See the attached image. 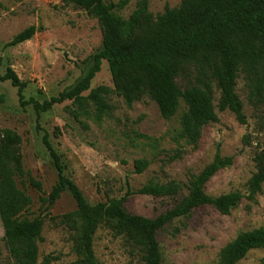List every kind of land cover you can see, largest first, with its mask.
Returning <instances> with one entry per match:
<instances>
[{
    "label": "rangeland",
    "instance_id": "1",
    "mask_svg": "<svg viewBox=\"0 0 264 264\" xmlns=\"http://www.w3.org/2000/svg\"><path fill=\"white\" fill-rule=\"evenodd\" d=\"M122 0H107L119 3ZM142 0H130L115 13L129 19ZM184 0H148L155 16L167 8H179ZM35 26L36 35L16 47H8L17 35ZM103 47V31L98 20L85 11L65 6L61 0H0V129H10L22 138V163L25 175L16 177L18 188L32 198L33 204L21 219H42L43 241L39 244V264L46 257L51 264H80L73 251V232L62 223L64 216L78 213L69 192L51 199L59 182L54 159L44 144V136L61 157L65 176L74 181L92 205L121 199L128 190L138 191L150 182L168 184L176 181L182 191L171 197L133 195L126 210L138 216L156 219L180 204L188 196L187 184L210 165L220 146L223 157H234V164L217 173L205 187L211 197L232 192L248 194V183L256 173L254 158L264 146V104L249 101L245 75L240 74L237 93L247 116L241 125L231 112H218L219 121L205 127L197 146L179 140L181 112L171 120L162 117L150 97L128 106L115 91L109 65L92 82V90L104 87L107 109L98 118L97 105L85 100V110L72 101L56 105L37 115L33 105L22 107L18 89L2 77L12 69L27 84L25 101L44 103L74 88L93 66L92 57ZM189 80L180 77L185 89ZM220 93L216 90L215 106ZM149 167L136 173V162ZM41 184V190L32 180ZM264 228V186L256 202L244 199L230 215H222L213 206L194 210L158 234L163 264H219L222 250L240 234ZM98 264H144L137 249L124 237L115 236L101 226L94 237ZM264 249L251 251L238 264H262ZM0 264H15L4 241L0 219Z\"/></svg>",
    "mask_w": 264,
    "mask_h": 264
},
{
    "label": "trees",
    "instance_id": "2",
    "mask_svg": "<svg viewBox=\"0 0 264 264\" xmlns=\"http://www.w3.org/2000/svg\"><path fill=\"white\" fill-rule=\"evenodd\" d=\"M61 1L98 20L103 31V47L92 57L93 66L83 80L44 103L34 99L25 101L27 84L12 69L7 71L2 80L10 81L18 89L21 106L33 105L37 115L67 101L85 110V100H91L97 105L101 119L107 109L103 94L108 89L92 90L87 98L83 94L91 89L104 61L109 65L115 91L128 106L148 96L156 102L162 117L171 120L180 114L184 103L186 110L180 115L177 137L188 145H198L205 127L219 121L218 112H231L241 125H247L244 104L237 93L240 74L246 77L250 103L264 104V0H184L179 8H167L157 17L150 12L148 0H142L129 19H123L115 11L125 9L130 0L109 4L107 0ZM37 31L32 26L7 46L16 47L31 40ZM180 77L190 81L185 89L178 84ZM216 90L220 93L217 107ZM44 144L59 173L51 199L69 192L78 207V213L64 216L62 223L73 232V251L80 264H98L94 237L101 226L117 237H124L139 251L144 264H163L158 234L166 226L189 218L202 206H213L222 215H230L244 199L256 202L263 191L264 146L254 158L257 171L248 183L247 195L232 192L211 197L205 192L206 185L217 173L234 164V157H223L219 146L213 162L189 180L188 196L166 214L149 219L126 210L130 197L176 196L182 191L180 183L150 182L136 192L128 190L121 199L92 206L77 184L65 176L61 157L47 135ZM21 146L18 133L0 129V219L4 241L15 264H39L44 221L21 219L33 204L15 179L25 175ZM148 167L147 161H137L136 173H143ZM31 180L41 190V184ZM260 249H264V228L240 234L222 250L219 264H238L251 251ZM54 260L46 257L43 264Z\"/></svg>",
    "mask_w": 264,
    "mask_h": 264
}]
</instances>
